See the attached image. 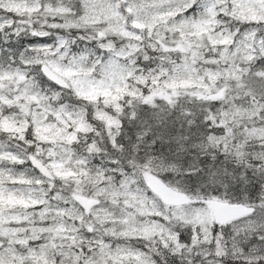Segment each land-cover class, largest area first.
Segmentation results:
<instances>
[{
  "label": "snow or ice",
  "instance_id": "6c2138e0",
  "mask_svg": "<svg viewBox=\"0 0 264 264\" xmlns=\"http://www.w3.org/2000/svg\"><path fill=\"white\" fill-rule=\"evenodd\" d=\"M0 264H264V0H0Z\"/></svg>",
  "mask_w": 264,
  "mask_h": 264
}]
</instances>
